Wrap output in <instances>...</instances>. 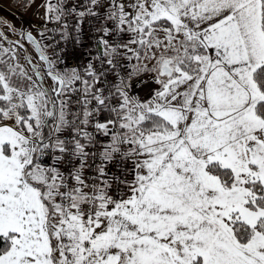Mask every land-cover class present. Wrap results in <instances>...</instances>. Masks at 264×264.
I'll return each mask as SVG.
<instances>
[{"label":"snow or ice","instance_id":"6c2138e0","mask_svg":"<svg viewBox=\"0 0 264 264\" xmlns=\"http://www.w3.org/2000/svg\"><path fill=\"white\" fill-rule=\"evenodd\" d=\"M39 7L0 30V264H264V0Z\"/></svg>","mask_w":264,"mask_h":264},{"label":"rangeland","instance_id":"374dc122","mask_svg":"<svg viewBox=\"0 0 264 264\" xmlns=\"http://www.w3.org/2000/svg\"><path fill=\"white\" fill-rule=\"evenodd\" d=\"M42 0H35L31 7L23 6V0H0V30L6 32L9 39L16 40L19 37L13 34L3 23L15 25L17 29L30 28L33 34H36V29L42 24L40 16L43 14V9L39 7ZM23 43V41H21ZM28 52L35 56L31 46L26 45ZM21 62L23 63V53H21Z\"/></svg>","mask_w":264,"mask_h":264},{"label":"built area","instance_id":"2783aa9c","mask_svg":"<svg viewBox=\"0 0 264 264\" xmlns=\"http://www.w3.org/2000/svg\"><path fill=\"white\" fill-rule=\"evenodd\" d=\"M147 91V89H144V91L143 92H141V95H143L144 94V92H146Z\"/></svg>","mask_w":264,"mask_h":264},{"label":"crops","instance_id":"0c3cea01","mask_svg":"<svg viewBox=\"0 0 264 264\" xmlns=\"http://www.w3.org/2000/svg\"><path fill=\"white\" fill-rule=\"evenodd\" d=\"M16 2H18V0H15ZM24 6V5H23Z\"/></svg>","mask_w":264,"mask_h":264}]
</instances>
